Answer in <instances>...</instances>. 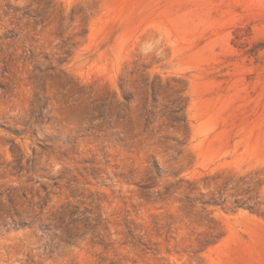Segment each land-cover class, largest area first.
<instances>
[{
  "label": "rangeland",
  "instance_id": "374dc122",
  "mask_svg": "<svg viewBox=\"0 0 264 264\" xmlns=\"http://www.w3.org/2000/svg\"><path fill=\"white\" fill-rule=\"evenodd\" d=\"M0 264H264V0H0Z\"/></svg>",
  "mask_w": 264,
  "mask_h": 264
}]
</instances>
